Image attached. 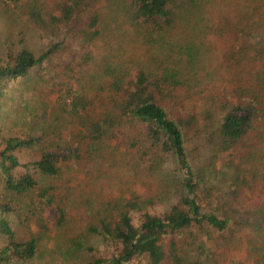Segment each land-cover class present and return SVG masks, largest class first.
Returning a JSON list of instances; mask_svg holds the SVG:
<instances>
[{
    "label": "trees",
    "instance_id": "16d2710c",
    "mask_svg": "<svg viewBox=\"0 0 264 264\" xmlns=\"http://www.w3.org/2000/svg\"><path fill=\"white\" fill-rule=\"evenodd\" d=\"M218 1L130 0L133 16L143 33L150 37L148 41L157 43L154 52H161L162 56L154 68L147 64V59L138 60L131 74L107 68V83L113 92L109 99L117 110L86 123L83 136L97 140L105 133L103 122L112 123L113 118L124 126L138 127L142 137L138 152L147 155L152 169L157 166L156 156H160L157 164L170 161L180 181L179 194L160 213L145 208L155 200L154 193L142 199L139 193L131 191L129 197L108 199L104 203L111 205L113 212L100 214L98 211L96 222L87 225V229L113 247L84 264H133L138 255L145 258L144 264L164 261L199 264L177 246L174 236L201 221L222 232L231 221L229 210L234 207L222 199L221 203L215 202L210 211H203L200 184L209 188L208 193L211 188L216 189L214 195L220 197L226 194L220 188L221 181L228 179L234 190H240L253 187L254 177L259 176L258 190L261 191L264 185V0H237L229 9L221 7L216 12V23L211 25ZM69 8L62 7L65 18L69 16ZM207 8L212 11L206 12ZM32 14L31 22L39 27L62 18L49 12L43 15L37 10ZM192 16L204 17L201 21L208 24L204 30L214 26L215 38H224L228 49L239 57L237 60L230 52V60L224 57L226 66H233L240 59L244 63L251 59L259 72L252 71L241 83L218 85V80L224 77L219 66L210 68L209 57L204 61L197 58L195 65L179 52L181 45L184 50L189 41L160 44L163 35L178 21ZM96 20L92 16L85 27L77 28L82 44L90 43L99 33V28H94ZM211 41L209 39L208 43ZM55 44L39 53L21 47L15 53L0 56V98L11 80L23 77L31 66L47 57ZM211 80L214 86L208 87L206 83ZM197 87L200 89L196 90ZM164 97L166 102L162 100ZM194 98L201 100L198 110H193L190 104ZM85 104L86 100L80 95L60 102L69 115L80 112ZM198 116L204 122L192 128ZM42 136V132L0 131V264H22L36 254L38 234L31 229V224L37 226L41 234L47 227L38 201L56 189L55 178L63 161L79 155L78 146L50 148L42 143ZM132 139L130 145H135L137 140ZM219 156L222 163L216 166ZM56 211V221L60 223L64 209L57 205ZM134 211H138L136 221ZM263 213L264 208H248L239 215L237 222L249 220L257 231L261 229L264 239ZM165 236L167 239L163 243ZM70 241L79 246L80 235L72 236ZM253 247L254 244L247 245V254L253 256L254 264H264V246Z\"/></svg>",
    "mask_w": 264,
    "mask_h": 264
},
{
    "label": "rangeland",
    "instance_id": "374dc122",
    "mask_svg": "<svg viewBox=\"0 0 264 264\" xmlns=\"http://www.w3.org/2000/svg\"><path fill=\"white\" fill-rule=\"evenodd\" d=\"M129 2L0 0V56L15 53L21 47L39 53L57 43L47 57L31 66L23 77L8 83L0 98V131L42 132V143L47 147H79L78 156L63 161L62 169L55 178L56 189L50 191L52 194L48 195L49 198L43 197L38 201V205L42 206L40 215L47 220V227L41 234L37 226L31 224V229L38 234V249L32 258L22 264H84L88 259L105 254L113 247V244L108 245L87 229V225L96 222L98 211L100 214L113 212L112 206L104 203L108 199L129 197L131 191L139 193L142 199L154 193L155 200L147 203L145 208L160 213L179 194L180 181L170 161L164 160L157 164L160 156H156L157 166L152 169L146 159L147 155L142 156L138 152L137 147L142 138L138 127L124 126L113 118L112 123L103 122L105 133L97 140L91 141L83 136L86 123L102 119L117 110L109 99L113 92L107 83V68L113 67L131 74L138 60L147 59V64L154 68L162 56L161 52H154L157 43L148 41L150 37L143 33ZM233 2L237 3V0H219L216 3L211 25L216 23L219 8L229 9ZM66 5L70 7L67 18L61 12ZM35 10L43 15L49 12L62 18L53 22L49 20L50 23L39 27L31 22ZM210 10L207 8L206 12ZM92 16L97 19L94 28H99V33L85 45L79 39L77 28L85 27ZM203 18L192 16L185 21H178L163 35L162 43L161 39L159 43H172L173 40L182 43L183 39L189 41L185 51L182 44L179 52L195 65L197 58L204 61L209 57L210 68L219 66V72L224 77V80H218V85L241 83L252 71L259 72V67L254 68L251 59H246L247 63L240 59L237 64L226 66L224 57L226 60H230L232 54L237 60L239 57L228 49L224 38H215L214 26L204 30L208 24L201 21ZM209 39L212 40L210 43ZM152 58L154 61H151ZM206 85L214 86L213 80ZM76 95L82 96L86 104L77 114L69 115L62 109L60 102ZM162 100L166 102L167 98ZM190 104L193 110H198L201 100L194 98ZM197 120L192 128L204 122L201 116ZM132 138L137 140L135 145H130ZM194 152L198 153L197 150ZM24 158L22 156L20 159ZM221 161L219 156L215 160L216 166ZM254 178L256 181L252 183L253 187L240 186V190H234L228 179L221 181L220 188L226 194L220 197L214 195L216 189L211 188L208 193L209 188L200 184L203 211H210L213 204L221 203L222 199L234 207L229 210L231 221H228V227L222 232L206 221H201L174 236L177 246L187 252L190 259L199 264H254L253 256L247 254L246 248L250 244H254V249L259 244L264 246L261 229L257 231L256 226L247 219L242 223L237 222L244 210L264 208V185L259 191V176ZM57 205L64 209L60 223L56 221ZM137 216L138 211H134L135 221ZM75 235H80L79 246L71 244L70 238ZM166 239L167 236L162 242L165 243ZM143 260L145 258L138 255L133 264H144ZM162 264L169 263L164 261Z\"/></svg>",
    "mask_w": 264,
    "mask_h": 264
}]
</instances>
